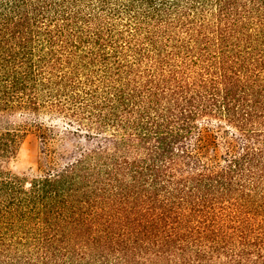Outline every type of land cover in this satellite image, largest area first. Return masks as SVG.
I'll return each mask as SVG.
<instances>
[{
	"label": "trees",
	"instance_id": "16d2710c",
	"mask_svg": "<svg viewBox=\"0 0 264 264\" xmlns=\"http://www.w3.org/2000/svg\"><path fill=\"white\" fill-rule=\"evenodd\" d=\"M0 264H264V0H0Z\"/></svg>",
	"mask_w": 264,
	"mask_h": 264
},
{
	"label": "rangeland",
	"instance_id": "374dc122",
	"mask_svg": "<svg viewBox=\"0 0 264 264\" xmlns=\"http://www.w3.org/2000/svg\"><path fill=\"white\" fill-rule=\"evenodd\" d=\"M40 143L33 133H29L22 144L21 151L15 163L20 172H36L40 163Z\"/></svg>",
	"mask_w": 264,
	"mask_h": 264
}]
</instances>
